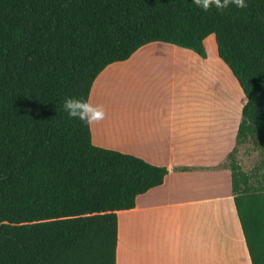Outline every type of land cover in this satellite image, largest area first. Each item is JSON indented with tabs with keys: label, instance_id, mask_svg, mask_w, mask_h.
I'll use <instances>...</instances> for the list:
<instances>
[{
	"label": "trees",
	"instance_id": "16d2710c",
	"mask_svg": "<svg viewBox=\"0 0 264 264\" xmlns=\"http://www.w3.org/2000/svg\"><path fill=\"white\" fill-rule=\"evenodd\" d=\"M205 12L193 0H0V264H116L117 213L167 170L93 145L63 111L108 66L151 43L217 53L246 103L236 145L264 154V0ZM235 150V149H234ZM251 264H264L260 177L229 165Z\"/></svg>",
	"mask_w": 264,
	"mask_h": 264
},
{
	"label": "crops",
	"instance_id": "0c3cea01",
	"mask_svg": "<svg viewBox=\"0 0 264 264\" xmlns=\"http://www.w3.org/2000/svg\"><path fill=\"white\" fill-rule=\"evenodd\" d=\"M204 46L206 59L148 44L92 86L89 102L106 114L90 126L93 145L167 170L159 187L117 213L116 264H251L228 165L240 121L202 100L206 83L232 74L214 35ZM240 103L239 114L244 95Z\"/></svg>",
	"mask_w": 264,
	"mask_h": 264
},
{
	"label": "rangeland",
	"instance_id": "374dc122",
	"mask_svg": "<svg viewBox=\"0 0 264 264\" xmlns=\"http://www.w3.org/2000/svg\"><path fill=\"white\" fill-rule=\"evenodd\" d=\"M230 73V72H229ZM229 74L228 79L225 76L222 78L221 84L212 82L210 85L205 84V90L202 95V100L206 102H216L219 104L220 108L224 112L229 110H235V116L240 121L241 114L238 112V108L241 105L242 92L239 90V86L236 80ZM235 83V84H234ZM212 94H211V92ZM237 91V92H236ZM237 94H236V93ZM235 93V94H234ZM217 96V99H214ZM235 149V150H234ZM229 154L228 165L232 161L236 162L241 170L247 174L254 173L260 177L262 171H259L264 163V154L260 149H257L251 141L247 143L236 145Z\"/></svg>",
	"mask_w": 264,
	"mask_h": 264
},
{
	"label": "clouds",
	"instance_id": "9594fccd",
	"mask_svg": "<svg viewBox=\"0 0 264 264\" xmlns=\"http://www.w3.org/2000/svg\"><path fill=\"white\" fill-rule=\"evenodd\" d=\"M193 3L205 12L212 7L218 11H223L230 5L237 9L248 7L247 0H193ZM62 107L70 118L78 119L88 126L99 123L106 118L105 111L101 106H94L89 101L76 97H66Z\"/></svg>",
	"mask_w": 264,
	"mask_h": 264
},
{
	"label": "bare ground",
	"instance_id": "6f19581e",
	"mask_svg": "<svg viewBox=\"0 0 264 264\" xmlns=\"http://www.w3.org/2000/svg\"><path fill=\"white\" fill-rule=\"evenodd\" d=\"M212 264V263H211Z\"/></svg>",
	"mask_w": 264,
	"mask_h": 264
}]
</instances>
